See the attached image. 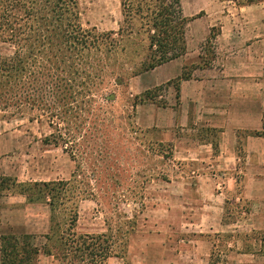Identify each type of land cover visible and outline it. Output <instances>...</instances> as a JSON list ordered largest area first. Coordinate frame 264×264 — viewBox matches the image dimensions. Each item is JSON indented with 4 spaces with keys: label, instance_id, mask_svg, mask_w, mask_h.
Returning a JSON list of instances; mask_svg holds the SVG:
<instances>
[{
    "label": "rangeland",
    "instance_id": "374dc122",
    "mask_svg": "<svg viewBox=\"0 0 264 264\" xmlns=\"http://www.w3.org/2000/svg\"><path fill=\"white\" fill-rule=\"evenodd\" d=\"M171 5L178 8L173 0ZM79 10L80 21L86 29L98 28L99 32L116 30L123 21L121 0H80ZM217 29L214 28L209 38L197 43L204 55L196 51L190 56L184 77L191 76L192 69L208 65L213 59ZM189 39L193 44L194 41ZM105 50L94 54L91 60L95 68L92 66L90 70L98 73L97 68L102 69V74L98 73L103 82L101 92L104 96L112 93L114 98L107 101L101 95L96 96L97 101L87 105L91 109L89 115H84L82 125H75L71 134L64 128L61 131L54 128L57 121L51 125L46 116L38 118V111L26 109L24 114H0V206L5 210L3 226L13 225L18 233L28 231L34 236L35 244H42L50 226L49 206L34 203L27 209L19 208L21 211L14 212L11 207L18 203L13 201L12 193L23 191L36 180H71L77 192L84 190L86 184L93 193L90 195L87 192L85 198L79 199L78 232L108 231L119 240V256L111 258L109 264H191L189 257L179 256V251L185 241L187 244L189 240L201 237L194 221L199 215L196 211L204 202L192 189V176H222L223 179L217 181L221 183L222 190L225 184L227 188L232 187L233 181L229 182L224 177L230 172L238 182L234 189H230L233 194L227 196L225 204L230 212L229 220L238 219L241 216L239 213L245 209L242 207L247 206V202H238L236 193L242 192L248 177V151L245 147L248 131L238 132L236 151L240 160L236 170L229 171L225 169L227 166H218L214 159L202 162L186 158V143L194 139L189 134L191 131L182 130L184 126L181 125L178 127L180 146L175 149L173 142H160L135 120L139 104L150 102L164 107L169 103L170 99L166 97L169 86L173 94L172 102L177 104L176 85L179 78L164 81L142 94L135 93L141 86H148L144 78L140 79V75L146 72L142 70V63L149 52L145 36L135 34L125 37L110 59ZM12 53L11 46L0 43V54ZM117 76H120L119 84L115 82ZM52 134L55 138L62 135L70 141L59 140L56 143ZM70 135L74 137L70 138ZM213 135L220 136L215 132ZM47 138H50L48 143ZM214 149L218 151L216 147ZM129 220L135 222L133 230ZM127 230L129 232L125 233ZM20 233L18 236L22 237ZM209 235L212 239L217 237L216 232ZM244 235L243 228L231 226L220 239L226 243L233 236ZM220 247L215 253L216 258H222L219 250L226 248L224 244ZM33 262L56 264L44 254L37 256Z\"/></svg>",
    "mask_w": 264,
    "mask_h": 264
},
{
    "label": "crops",
    "instance_id": "0c3cea01",
    "mask_svg": "<svg viewBox=\"0 0 264 264\" xmlns=\"http://www.w3.org/2000/svg\"><path fill=\"white\" fill-rule=\"evenodd\" d=\"M180 4L183 16L188 19L186 52L140 75L148 86H141L135 92L142 94L164 81L179 78L178 103L172 102L169 86L166 97L170 102L164 107L150 102L139 104L135 120L160 142H173L175 149L180 146L178 127L184 126L181 129L191 131L189 134L194 138L186 143V149L183 147L185 157L202 162L214 159L216 165L227 166L225 169L229 171L236 170L240 160L236 151L238 132L248 131L245 144L248 177L242 192L236 193L238 202H247V206L242 207L245 209L238 219L229 220L225 203L227 196L233 194L230 189L238 182L230 172L224 177L233 181L232 187L225 184L222 190L217 182L222 176H192V189L204 201L194 221L202 235L187 244L185 241L179 256L189 257L191 264H264V0H180ZM215 27H218L214 37L215 56L208 65L197 66L191 76L184 77L190 56L196 51L204 55L197 43L209 38ZM213 132L220 136L215 137ZM12 194L13 201L18 203L11 207L14 212L34 203H45L30 202L21 192ZM4 215V207L0 206V240L2 235L20 233L13 225L3 226ZM231 226L243 228L245 235L233 236L223 243L220 237ZM210 232H216L217 237L212 239ZM222 244L226 247L219 250L222 258H216L217 248Z\"/></svg>",
    "mask_w": 264,
    "mask_h": 264
},
{
    "label": "trees",
    "instance_id": "16d2710c",
    "mask_svg": "<svg viewBox=\"0 0 264 264\" xmlns=\"http://www.w3.org/2000/svg\"><path fill=\"white\" fill-rule=\"evenodd\" d=\"M173 1L177 9L171 7V0H121L123 21L119 29L99 32L82 25L80 0H0V43L13 48L11 55L0 54V114L38 111V118L46 116L51 125L57 121L54 128L71 134L89 115L87 105L97 101L96 96L107 101L114 98L112 93L104 96L101 92L103 82L98 73L102 74V69L97 68L98 73L90 70L95 68L91 60L94 54L107 48L110 59L123 39L135 34L147 40L149 52L143 71L186 52L188 19L182 14L180 1ZM115 82H121L120 76ZM52 137L56 143L70 141L62 135ZM84 185L85 189L77 192L71 180L29 183L21 193L30 202L49 206V231L39 245L31 234L3 235L2 264H33L41 254L56 264H109L111 258L119 256L115 234L77 230L79 199L92 193ZM129 224L133 230L135 222L129 220Z\"/></svg>",
    "mask_w": 264,
    "mask_h": 264
}]
</instances>
